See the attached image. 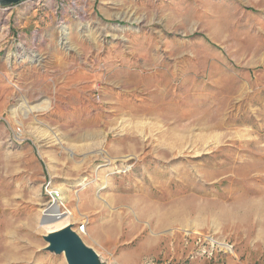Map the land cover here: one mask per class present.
<instances>
[{
  "label": "rangeland",
  "instance_id": "obj_1",
  "mask_svg": "<svg viewBox=\"0 0 264 264\" xmlns=\"http://www.w3.org/2000/svg\"><path fill=\"white\" fill-rule=\"evenodd\" d=\"M17 4L0 264H67L45 183L104 264H264V0Z\"/></svg>",
  "mask_w": 264,
  "mask_h": 264
},
{
  "label": "water",
  "instance_id": "obj_2",
  "mask_svg": "<svg viewBox=\"0 0 264 264\" xmlns=\"http://www.w3.org/2000/svg\"><path fill=\"white\" fill-rule=\"evenodd\" d=\"M24 0H0V7L11 6ZM43 239L46 249L63 254L67 264H104L93 248L83 242L69 222L51 233H45Z\"/></svg>",
  "mask_w": 264,
  "mask_h": 264
},
{
  "label": "built area",
  "instance_id": "obj_3",
  "mask_svg": "<svg viewBox=\"0 0 264 264\" xmlns=\"http://www.w3.org/2000/svg\"><path fill=\"white\" fill-rule=\"evenodd\" d=\"M44 193L47 196V200L44 202V205H43L44 207L52 204L54 202V200L60 196V191L58 189L50 187V183H45ZM56 202H57L58 206H57L56 211L53 214L59 215V218L71 217V212L68 210V208L65 206V204H63V201H61L60 199H57ZM44 207H42V209ZM72 223H74V230L77 233H79L80 236L86 235L88 223L85 219H81L79 222L72 221ZM223 245H225V244H223Z\"/></svg>",
  "mask_w": 264,
  "mask_h": 264
},
{
  "label": "crops",
  "instance_id": "obj_4",
  "mask_svg": "<svg viewBox=\"0 0 264 264\" xmlns=\"http://www.w3.org/2000/svg\"><path fill=\"white\" fill-rule=\"evenodd\" d=\"M20 4H15L7 8L0 7V40L4 39L6 33H9V30L6 27L7 21H13L11 25L13 27V32L17 31L15 26H18V28H20V14L18 15L16 11L18 9L17 6H19Z\"/></svg>",
  "mask_w": 264,
  "mask_h": 264
},
{
  "label": "bare ground",
  "instance_id": "obj_5",
  "mask_svg": "<svg viewBox=\"0 0 264 264\" xmlns=\"http://www.w3.org/2000/svg\"><path fill=\"white\" fill-rule=\"evenodd\" d=\"M82 182V181H81ZM83 184V183H82ZM62 197H58L57 199H61ZM57 199L54 200V202L50 205H47L46 207H44L42 210H41V214L43 217H49V219L45 220V222L47 224L43 225L44 227H46V233H51L53 231H55L56 229L62 227L63 225L69 223V222H72V221H69V217H65L61 220H59L56 224H51L50 221L54 220V219H59V215L57 214H53L56 209H57ZM79 234V233H78ZM82 236V235H81ZM82 238V237H81ZM83 240V239H82ZM84 242V241H83Z\"/></svg>",
  "mask_w": 264,
  "mask_h": 264
}]
</instances>
